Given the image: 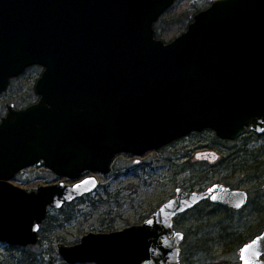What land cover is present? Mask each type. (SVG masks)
<instances>
[{
  "label": "water",
  "instance_id": "water-1",
  "mask_svg": "<svg viewBox=\"0 0 264 264\" xmlns=\"http://www.w3.org/2000/svg\"><path fill=\"white\" fill-rule=\"evenodd\" d=\"M176 0H0V95L44 67L38 101L0 120V242L36 245L51 209L94 192L119 153L141 156L210 129L221 140L264 134V0H214L171 42L154 24ZM46 167L74 184L29 191L12 183ZM210 200L235 210L248 192L216 183L178 188L134 224L57 243L66 264H183L175 218ZM264 264V230L239 247Z\"/></svg>",
  "mask_w": 264,
  "mask_h": 264
},
{
  "label": "rangeland",
  "instance_id": "rangeland-1",
  "mask_svg": "<svg viewBox=\"0 0 264 264\" xmlns=\"http://www.w3.org/2000/svg\"><path fill=\"white\" fill-rule=\"evenodd\" d=\"M214 0H176L154 24L155 37L171 42L186 32L194 15ZM44 67L33 66L11 81L1 102L25 108L38 101L37 80ZM112 172L86 171L79 180L94 176L98 188L62 209H51L41 225L39 241L30 249L0 242V264H18L36 255L35 264H66L57 243H76L89 232H111L141 224L152 212L172 199L178 188L205 191L216 183L248 192V204L238 211L210 200L175 218V230L184 233L183 264H242L239 247L264 229V134L249 128L234 141L221 140L207 129L141 156L119 153ZM18 183L29 191L39 186L64 182L46 167L25 169ZM25 264L28 262L23 261Z\"/></svg>",
  "mask_w": 264,
  "mask_h": 264
},
{
  "label": "flooded vegetation",
  "instance_id": "flooded-vegetation-1",
  "mask_svg": "<svg viewBox=\"0 0 264 264\" xmlns=\"http://www.w3.org/2000/svg\"><path fill=\"white\" fill-rule=\"evenodd\" d=\"M29 68H31V67H29ZM28 68V69H29ZM28 69L26 70V72L28 71ZM25 72V73H26ZM4 94V93H3ZM3 94L2 95H0V99H1V97L3 96ZM9 105H13L14 106V108H16L15 107V105L13 104V103H2L1 102V100H0V120H1V118L3 117V116H5L7 113H8V107H9ZM16 109H18V108H16ZM25 170V169H24ZM24 170H22L21 172H19V174L18 175H16V177L12 180V183L13 184H16V185H18V186H20V187H22V185H20L18 182V179H19V176L22 174V172L24 171ZM24 187V186H23ZM22 187V188H23ZM25 188V187H24ZM32 191V190H31ZM175 222H176V220H175ZM175 227V226H174Z\"/></svg>",
  "mask_w": 264,
  "mask_h": 264
},
{
  "label": "trees",
  "instance_id": "trees-1",
  "mask_svg": "<svg viewBox=\"0 0 264 264\" xmlns=\"http://www.w3.org/2000/svg\"><path fill=\"white\" fill-rule=\"evenodd\" d=\"M263 227H264V225H263ZM254 236H256V235H254ZM246 242H244V243H246ZM30 248H33V247L30 246V247H27L24 250L26 251L27 249H30ZM36 260H37L36 255H34V256L28 257L27 260H21L20 259V260L17 261V263L18 264H25L23 261H26V262L28 261L26 264H35Z\"/></svg>",
  "mask_w": 264,
  "mask_h": 264
}]
</instances>
